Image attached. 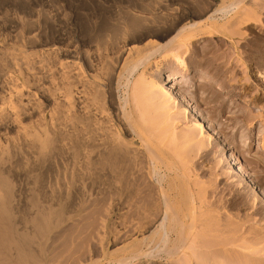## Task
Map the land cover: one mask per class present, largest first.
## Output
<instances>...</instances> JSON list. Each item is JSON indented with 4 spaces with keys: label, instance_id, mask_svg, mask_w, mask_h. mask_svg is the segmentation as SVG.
<instances>
[{
    "label": "bare ground",
    "instance_id": "6f19581e",
    "mask_svg": "<svg viewBox=\"0 0 264 264\" xmlns=\"http://www.w3.org/2000/svg\"><path fill=\"white\" fill-rule=\"evenodd\" d=\"M117 1L119 2V0H117ZM117 1H115L114 4ZM146 1L148 2V0H146ZM152 1H155V0H152ZM156 1H155V3L151 2L150 4L149 3L144 4L145 2L143 0H140V1H138V0H122L120 2L119 6L115 7L116 12H118V14L116 15L117 19H114V20L111 19L110 20V18H109L110 21L108 19H106L108 16H105V14L104 15L102 14L100 21H96L99 19H96L94 21V19L97 17L95 15V12L97 14V11L101 10L102 12L108 14L109 11H111V7H110L111 5L108 3V1H107L108 6L106 5V3L103 4L102 2L97 3L94 1H85L84 3H81L80 5L77 4V5H79V7H78L79 10H75V11L73 10V12L71 14L68 13V15L70 14L69 16L66 14L68 17V23H66V24L69 25V28L67 27L69 29V31L67 30L68 33L66 32L68 34V39H69L68 41L69 42H66V43H68L72 47H74L75 50H77L76 47L78 45H80L77 43L78 45L76 46V44H75L76 43V38H75L76 35L74 36V29L76 26L79 27V30H80L79 35H81L83 37V40H80V41H82V43L80 45V52L81 53H79V51L76 52L74 50V52L71 53V55H70V57H72V58H76L75 56H78L76 59L80 62L75 63L73 61V63H71V64H74V65H72L74 67H76L77 64H79L78 65L79 68H78V66L76 67V68H78L77 74L74 71V69H75L74 67L71 66L73 68L72 69L70 66H68V67H70L69 69H72V71H69L68 69H66L67 67H65L67 65H71L70 62H72V61H70L69 64H67L66 61L61 62V63H63V66H62V64H61V66L58 65L60 68L62 67L61 69L63 70L62 73L60 72L61 75L57 73L58 75H60V76H58V78L63 76L64 79L68 81V83H66V84L69 85V86H67L69 89L67 88V89H65V91L68 90V95L66 98H69L68 99L69 103L67 102L68 104L67 103H66L67 105L65 104L67 107L65 105H63V108H65V107L68 108L66 111H65V109L63 110V108L59 109L57 107L58 105L60 107V104L62 106L63 102H65L63 99H66V98L62 99V97H65L64 95L67 94V91L65 94V92L63 90L64 95L63 96L60 95L61 97H59L63 100V102H61V100L59 103L55 101L57 104L56 105L54 104V107H52V108L57 107L58 109L55 108L57 110V112H58V110L59 111L63 110L64 114L66 112H68L66 115L67 118H66V116L63 118L65 120L67 119L66 120L67 125L65 124V120H62L64 122H62L60 120V117L58 115L59 112L56 113V111H55V116H56V114L58 115V118H59L58 120H60L59 123L62 122L64 125L69 127L70 131L67 129L69 131V134L67 133V131L65 132L66 135L68 134L67 139L70 142V144L68 143L69 145L77 144L75 142H76V138L78 136L77 134H79V133H80V135H82V134L85 135V133H87V134H93L94 133L93 134L94 136H92V137L98 138L100 143H95V141L92 140L91 135H90V137H91L90 140L87 139L85 143L84 142L81 143L83 145L85 144L84 145L85 148H83V150H82V145L81 146L79 145L80 146L79 148H81V150L79 152L77 151L78 150L77 149L76 150L77 152L69 154V155H72V158L74 160H77V163L81 160V162H79L80 167L77 170V171H79L78 173H80V174H78L76 171V174L74 173L75 175L72 174L71 176H67L66 179L63 181V184L62 183H61V185L59 184L60 187H57V185H55L53 183L54 186H56V187L52 188V185L49 186L52 189V191L49 189L50 190L49 193H48L49 190L48 191H47V189L45 190L44 187H43V189L45 192L43 190H42V192H40L41 190L39 189L40 190L39 192L42 196L38 197V198H33L29 205H26V203H25L26 200L24 198H22L25 200V201L23 200L24 202L22 201L25 204V206H24V208H23V206L22 207L19 206L21 209H20V215L18 214V216H16V212H17L16 204H19L20 200L18 201L17 197H20V194H19V196L17 195L16 192L17 191L19 192V190H17L14 187V184H17V183H15L14 181H11V178L14 179L13 177L15 174L13 176L11 175L12 176L11 178H10V176L7 175L11 171V167L7 166V164H8V161H11V157L13 158V156H11V154L12 153H14L13 155L17 154L16 150L19 152L18 155H21L22 153H21V151H19V149H16L17 148L16 147L15 149L13 148L15 152H11V150H10V156H9L10 158L9 157L6 158V156H4L5 153H3V152H5V148H3L4 151H3V149L0 150V152L2 151L0 154V264H73L74 261H76L79 264H84L82 262L83 259L82 260H78V259H80V257L83 255V253L85 251V250L83 251V249H85L86 244H88V242H89V245H90L91 241L93 242L94 238H95L94 243H96L97 240H98V242H100V244H101L100 246H102L101 247L102 253L101 254H99V253L95 254L96 248H94V249L91 248V252L93 255L91 254L92 255V257H91L87 254L88 257H90V259H89L90 263L85 262V264H134L137 262H138L137 264H152V263H150L151 262L150 260L154 261L155 259L165 260L169 264H241L242 263L241 261L243 259H246V260L249 259L248 261H250V262L252 261L251 263L247 262L248 264H261V262L263 264V261L261 260L262 258L260 259V261H257L258 258L256 256L259 257L258 254L260 252L257 250V249H259L258 246H256L258 243L256 242V244H254V241H256V237H257V239H259L258 242L259 243L261 242L260 241L261 235L256 234L255 236H253L255 238L252 239V243L250 244L251 246H253V244L256 246V248L254 246H253L254 248L251 247V250H252V248L254 249L253 252L256 250L257 255L255 253V256H254V254H252L253 252L249 253V251H248V253L250 255L252 254V256H254V257H251V256L247 255L246 253H243L242 251L244 249H247L248 246L247 247L240 246V245H242L241 240L245 241V237L242 238L244 235L241 234L242 235V237L240 236L241 238L235 236L237 231H240L239 233H237V236H239L240 233H242L243 231H241L242 227L240 228V226H241L240 223L239 224H238V222L235 223V221L232 222L233 220L230 221L231 215L229 214L230 215V217H229L228 213H230V211L228 209L233 207V206L228 205L229 200H228V202L225 201V199H224L225 193L219 192V193H216L217 196H214V193L216 191L215 192L209 191L208 190V189H210L209 187L206 188V187H204V185H202V187H198L197 185L201 186L200 184H202L201 183L202 181H199L200 183H197V185H196V183H194V181L198 182V179L196 180L197 177L192 178L194 180L192 183L190 173L194 169L192 168V170H191L190 168H188L189 164L188 165L186 164L188 167H186V165H184L185 161H186L185 163H189L190 160H192L194 157L197 158L198 152L200 149L203 148V150H204V148L209 149L212 147L213 141H216V137H215V135H216L215 131L216 130H214L212 128V126H210L211 124L208 126L205 125L206 121H205L204 116L200 115L198 110L197 111L194 110L195 106L193 107L191 105V103H189V101L186 100V98H185L186 92L185 91H184L185 92L184 94L176 93L177 87L175 88V85L173 84L176 81H178V79H179L176 74L170 75L168 77L169 81L166 84H164L165 79H164V82L161 81V79H160L162 76L161 71L159 72L158 78H154L155 75L158 74V70L156 71L157 74L152 75L153 78H150L148 75V72L151 69L150 68L151 65H155L154 68L157 67L159 69V67L161 68L160 64H162L161 63L162 59H165L168 61L169 57H170L169 62L171 60H174V62L175 61L181 62L182 67L186 66L185 65L186 63H184L181 60V59H183L181 57L184 56V54H182V53L188 52L189 48L191 47V42L193 41V39L197 35L196 33L199 31L200 32L204 31L206 28L204 30L202 28L205 26L207 27L208 24L215 27L214 26L215 23H217L219 21L221 22V20L222 21L227 20L229 17H232V15H234L233 17H235L234 19H236V20H233V17H232V19H229V20H231V22L237 21L236 23L238 25H240L241 27H245L246 29H251L253 27V25L262 22L261 21L262 16L260 19L259 14L260 13L262 14L261 9L263 7H261V6L259 7L257 5L258 9L261 8L260 13H259V11L256 7L257 2H256V4L254 2L256 0H253V2L251 0H233V1H231L230 4L228 3L229 5L227 4L225 6L223 5L222 7L220 6L221 8L216 9L213 13H211V15H209L207 17V19H204V21L198 18L199 21L201 20L200 22L189 23L187 21L189 18L187 17L186 14H182V13L177 12L176 11L177 9L175 8L176 9L175 10L174 7H173V9H172V7L169 8L170 4H168V6H169L168 7L166 5L161 4L159 1L158 2H156ZM160 1H163V0H160ZM170 1L172 3H174V1L177 2L176 0H170ZM1 2H2V0H1ZM110 2H111V0H110ZM165 2H167V0ZM181 2L182 1H180L179 3H181ZM4 3L6 4L5 1H4ZM23 3H24V5L26 4L25 2H23ZM18 4H16V8H17ZM0 5H1V3H0ZM3 5H1V6H3ZM11 5H13V4H11ZM11 5L9 3L8 6H10L14 9V7H13L14 5L13 6H11ZM21 5H23V4H21ZM28 6H30V5H28ZM28 6L26 5V7H28ZM36 6L39 7L37 9H40L39 4ZM36 6L34 5L33 8L36 9ZM70 7H72V6H70ZM4 8L5 7H3L2 11H4ZM29 8L31 9V7H29ZM7 10H5V12H7ZM71 10H69V12ZM2 11L0 10L1 13H2ZM12 11L14 13L15 9ZM12 11L10 10V12H12ZM16 11L18 12L19 9L18 10L16 9ZM21 11H24V10L21 9ZM38 11H37V14L39 13ZM77 11H80L81 13H77ZM8 12H9V10H8ZM25 12H26V10H25ZM44 12H45V15L48 14L46 12V10L43 11V13ZM205 13L203 12V14H202V12H201L202 15H204ZM18 14H16V15H18ZM34 14H35V11H34ZM57 14H55L54 16H56ZM23 15L29 16V14H23ZM23 15H20V17H19V15L16 16L17 19L15 17V20L20 19L21 16H23ZM98 15H99V13H98ZM100 16H101V14H100ZM0 17H2V16H0ZM4 17L5 16H3V18ZM30 17L31 16H29L28 20L30 19ZM49 17H50V15H49ZM8 18H10V17H8ZM46 18H48V17L44 16L43 20ZM50 18H48V20ZM55 18L51 19V21L53 23L55 22L54 21ZM60 18H59V20L61 21L63 19V16H62V19H60ZM64 18H66V17H64ZM5 19L6 18H4V20ZM10 19H8V20L10 21ZM23 19H25V18L23 17ZM31 19H33V18H31ZM11 20H13V19H11ZM59 20H57V22ZM30 21L31 20H29L27 22L29 24H31L32 27H35L36 24H38V26H39V23H36L38 20L36 22L33 20H32L33 22H30ZM63 21L64 20H62V22ZM114 21H115V23H114ZM186 21L188 23H186ZM1 22H3V21H1ZM15 22H17V21H15ZM18 22L20 23L19 25L22 24L21 23L22 21L19 20ZM34 22H35V25H34ZM228 22L229 21L227 20V24L231 23V22H229V23ZM7 23L9 24L10 22H7ZM7 23H4V24H7ZM11 23H12V21H11ZM225 23H226V21L224 22V24ZM45 24L47 25L48 23H46V21H45ZM50 24H52V23L50 22ZM56 24L57 23H55V25ZM1 25H3V24H1ZM15 25L17 26L16 23H15ZM22 25H24V24H22ZM22 25H21V28L23 27ZM46 25L44 26L43 30H45L46 28H49L48 26L46 27ZM218 25H219V23H218ZM9 26H10V28H12L11 24ZM27 26L29 27V25L27 24L25 28H27ZM208 27H210V26H208ZM213 27H212V29L218 28V26L216 28H213ZM1 28H2V26H1ZM14 28H12V29H14ZM25 28H24V31H25ZM36 28H37V26H36ZM40 28L41 27L39 26L38 31L41 30ZM219 28H220V25H219ZM7 29H8V27H7ZM210 29H211V27H210ZM2 30L6 31L4 29H2ZM17 30H19V29H17ZM20 30H22V29H20ZM31 30H32V28H31ZM50 30L49 31L52 32V29H50ZM7 31L9 32V29ZM10 31L12 32L13 30H10ZM11 32H9V33H11ZM13 32H16V31H13ZM21 32L18 31V34L23 35L24 33H26V32H24V33L20 34ZM37 32H35L34 34H36ZM54 32H55V30H54ZM15 34H17V33H15ZM30 34H29V36H30ZM34 34H32L31 37H27L28 42H27L26 37H23L25 34L23 36H20V37L21 38L23 37V39H25L26 42L29 43V45L27 43L26 44L28 46H30V44H32V45L35 43L37 44L38 39L36 38V35H34ZM40 34H41V32H40ZM205 34L202 36H205ZM207 34H209V33H207ZM245 34L246 33H244V35ZM7 35H8V33H7ZM211 35H213V33L212 34L210 33V36ZM12 36L14 38V35H12ZM37 36H39V35H37ZM41 36L43 37V35H41ZM47 36H48V34H47ZM198 36L199 35H197V37ZM207 36H209V35H207ZM6 37L8 38V36H6ZM17 37L19 39V36H17ZM46 37L43 39H46ZM55 37L57 38V36H55ZM48 38H50V37L48 36ZM10 39L11 38H8L9 41H10ZM23 39H21V40L25 41ZM40 39H41V37H40ZM15 40L18 41L17 38ZM12 41L13 40H11V43H12ZM20 41H18L20 43V44L19 43L18 44L20 46H21V44H23L21 47L27 46L26 44L24 45L25 42L21 43ZM41 41H42V39H41ZM53 41H56V39ZM60 41L62 42V40H60ZM45 42H47V40ZM77 42H79V41H77ZM144 42H146L144 44V46L143 45L140 46ZM38 44H40V43L38 42ZM68 44H67V46H68ZM74 44L76 47L74 46ZM41 45H42V43H41ZM50 45H52V43H49V47H50ZM54 45H56V44H53V46ZM70 45L68 47H70ZM37 46H39V45H37ZM13 47L14 46H12V48ZM21 47H19V50L20 49L23 50ZM31 47H33V46H31ZM57 47H59V46L57 45ZM57 47H54V49H57L61 52L62 51V50H60L61 47H59V48H57ZM27 48H26V51L28 50ZM35 48H37V47L35 46ZM44 48H43V50H44ZM3 49H5V48L3 47ZM54 49L53 50L51 49V52L53 51V53H55ZM67 49L68 48H66V51H67ZM70 49H69V51H71ZM5 50L8 51V49H5ZM10 50L13 51L12 49H10ZM40 50H42V49H40ZM0 51H1V49H0ZM31 51H29V52H31ZM35 51H36V49H35ZM39 51H36V52L39 53ZM44 51H43V53L45 54L46 52H44ZM14 52L16 53L17 51H14ZM36 52L30 53V54L33 55ZM40 53H39V55L41 56L43 53H41V54ZM2 54H5L4 51H3V53H1L0 57L2 56ZM7 54H9V52H7L6 55ZM20 54L17 55V57L19 59H20V56H22L23 54H24V56H22V57H24V59H26V60H28V58L31 57V56H29L30 54H28V58H27L25 56L24 52H23V54L22 53H20ZM44 54L42 56H46L48 54L50 55L51 53L48 52V54L47 53L45 55ZM56 54H58V56L57 55H55V56L59 57V59L62 58L59 55L60 54L59 52ZM64 54H65V52H64ZM10 55H12L11 52L9 55H7L6 57L4 56L3 58H6V59H7V57L12 58L13 55H12V57H9ZM36 55H37V53L35 54V56ZM39 55L36 57L40 58ZM181 55H183V56H181ZM52 56H53V54H52ZM49 57H48V59H50V58L52 59V57H50V58ZM70 57L68 58L69 60H70ZM3 58L2 57L0 58V79H2L4 77L3 76L1 78L2 72L4 69V68H2L4 66ZM33 58H35V57H32V61L33 60L34 61L39 60L38 58L37 59L36 58L33 59ZM53 58L56 61H58V63L54 62L55 65L60 64L59 63L60 61L58 60V58L57 59L55 57H53ZM65 58H67L66 54H65ZM24 59L21 58L20 60H18V59H16V60L14 59V60H15V62L16 61L22 62L21 60H23L22 64H24L26 62ZM42 59H44L45 61L48 60L47 57H46V59L44 57H42ZM54 59H52V62L54 61ZM69 60H67V61H69ZM9 61H8V63L11 62V61L10 62ZM61 61H64V60L61 59ZM5 62H6V60H5ZM29 62H31V61H28L26 64H28ZM43 62L41 61V63H39L37 61L35 63H39V64H41L40 66H42L45 63V62L44 63ZM48 62L49 61H46L45 67L43 65V67L45 69L47 67L46 71H49V69L52 70V67L48 64ZM54 63H53V65H54ZM14 64L12 66L15 68L17 66V64L16 63H14ZM22 64H19V66H17V68L20 67V65H22ZM64 64H67V65L64 66ZM28 65L24 64L22 67L28 66ZM179 65H180V63H179ZM7 66H9V65H7ZM12 66H9V67H11L10 69L13 68ZM34 66H35V64H33L32 68H34ZM48 66H50V67H48ZM55 67H57V65ZM25 68L26 67H24V69ZM38 68L39 67L37 66L36 69L38 70ZM40 68L42 69V67H40ZM40 68H39V70H40ZM63 68H65L69 72H72V73L74 72L75 75L70 74V73L68 75V72H67V74L65 73V75H64L63 73H64L65 69H63ZM45 69H44V71H45ZM16 70L19 71L20 69L18 68ZM21 70H22V68H21ZM25 70H27V68ZM34 70L28 69V71H26V72L28 73L30 71L29 72L30 74L32 72L35 73ZM37 70H36V72H37ZM118 70L120 71L119 73H118ZM13 71H14V73H12ZM13 71L8 73L11 78H15V77H12V75L16 74L15 72H17V71H15V69ZM53 71H52V74L49 75L51 77L50 79L54 78L53 76H51V75H54L53 73H55V71L54 72ZM11 73H12V75H11ZM40 73H39V75H41ZM151 73H154L153 70H152V72H150V75H151ZM19 74H20V72H19ZM37 75H35V77ZM56 75L54 78L55 81L58 80ZM6 76H8V75H6ZM6 76H5V78H6ZM22 77H23V75H22ZM24 77H26V79H28V81H29L28 76L24 75ZM24 77H23V79H24ZM35 77L33 76L32 80H30L29 82L34 83L35 79L37 78V77L36 78ZM63 77L60 79L63 80ZM67 77L70 79V81ZM11 78L9 81L13 82V79L11 80ZM40 78H39V80H40ZM44 78H41L40 82L45 80ZM16 79L17 78H15V80H14L15 82L17 81L16 85H18V86L21 85L18 83L19 82L18 79L17 80ZM26 79H25L24 83H27L28 85H24V86L29 87V85H31V84H29ZM33 79H34V81H33ZM54 79L52 81H54ZM117 79H118L119 87L124 88V91H125L124 92L125 97L121 98L123 100L120 99L122 101V102L121 101L120 102H121V107H122L123 115H124V117L123 116L122 117L125 120L124 123H127V125L133 130L132 133H135L137 135V137L139 138V140L141 141L140 145L142 146L141 148L143 149L141 154L142 155L144 154L143 156L139 155L136 152H134L133 150H131L130 149L131 145L129 146L124 142L129 147V148H127L124 143L122 144L121 140H123L122 139V138H124L123 136H122V138L121 137L117 138V140L121 139L120 140L121 142L114 141L113 135L110 132L112 130L109 131L107 129V128H110L109 127L110 125H108V127L106 126L107 121L110 122L109 118L111 116L109 118L107 117L108 119L102 118L104 112H106V110L108 111L107 107L105 106L106 104H104V102H105L104 100L105 99L107 100V98H105L106 97L105 96L106 95V89H108L107 93H109L110 98H111V103H112V101L114 100L113 99L114 98L113 86H114V83ZM39 80L37 78V81H39ZM65 80L63 82H67ZM0 81L2 83V80H0ZM45 81L48 82V80H45ZM45 81H43V82H45ZM59 82H61V81L59 80ZM59 82L56 81L53 83V85L55 83H57L59 85ZM63 82L59 86H55V87H58L59 89H61L60 86L63 84ZM7 83H9V82L7 81ZM11 83H9V86L11 85ZM38 83H37V85L35 83V85L37 87L41 86V84L38 85ZM204 84H203V86H206ZM6 85L8 88V84H6ZM16 85L13 87L14 89L16 88ZM35 85L33 86V84H32L31 86L33 88H35ZM42 85H44V84L42 83ZM0 86H2V84ZM22 86H20V90L22 88L25 90L28 88V87L24 88V86L23 87ZM45 86H46V84H45ZM208 86H209V84H208ZM2 87H4V86H2ZM42 87L39 90L40 92H41ZM47 87H49L48 84H47ZM63 87L66 88V86H62V89H63ZM7 88L5 87L4 90H7ZM51 88H53V87H51ZM58 88H56V90H58ZM114 88H115V86H114ZM1 89H3V88H1ZM14 89L12 90L10 88V91H8L9 89L7 90L8 92L2 90V94L7 93L6 97L10 94V96L12 98L13 95L10 92H13ZM16 89H15V91H18L19 88H16ZM36 89L38 90V88H36ZM36 89H35V91H36ZM43 89H44V92H46L45 91L46 88H43ZM118 89L116 88V93H117ZM20 90L17 93L24 96V94H22L23 90L21 92H20ZM31 90H33V89H31ZM224 90L222 88V91H224ZM75 91H77L76 94H80V96L78 95L79 98H81L80 104H78L79 103L78 99H77L78 101L75 100V97H76ZM44 92L43 93L41 92V93L44 94ZM49 92L50 91L48 90V92H46V93L48 94ZM52 92L53 91H51V93ZM59 92L60 91L58 90L57 94ZM118 92H120V91H118ZM122 92H123V90H122ZM122 92H120V93H122ZM17 93L15 94V98H13L12 100H9L10 102H12L14 99H16ZM23 93H25V91ZM29 93H31V91H29ZM223 93H225V92H223ZM19 94H18V96H19ZM54 94L55 93L53 92V95ZM60 94H63L62 90H61ZM139 94H142L143 97L146 96L148 101L151 103L145 102V104H144V101H143L144 99L142 100L143 97H141ZM27 95H28V93L25 94V96H27ZM34 95L31 94V96H34ZM39 95H41V94H39ZM136 95H138L139 97ZM3 96L5 97V95H3ZM25 96H24V99L26 98ZM55 96H56V94H55ZM58 96H59V94H58ZM133 96H135V97H133ZM0 97H1V94H0ZM120 97H122V96H120ZM132 97L135 98V101H136V99H138L140 103L138 102L139 104H136V102L134 101V99ZM220 97H222V96H220ZM1 98L2 99H0V101L2 102L3 97H1ZM11 98L8 97V99H11ZM27 98H28V96H27ZM30 98H32V99L29 100V98H28L29 101H27V103H26L28 105L29 104L28 102H30L29 106H31V105L33 106V104L36 103L37 101L41 102V98H38L37 101L35 100L36 102L32 101L33 97H30ZM34 98H35V96H34ZM54 98H52V99L53 100L57 99V98H55V99ZM139 98H141V99H139ZM49 99L50 98H48L47 100L49 101ZM219 99H221V98H219ZM17 100L20 101V98ZM132 100L134 102H132ZM21 101H23L22 105H21L22 107L19 106L21 104L20 102H19L20 103L19 105H18V103L16 104L17 106L20 107V110H21L20 114L18 113L19 107H17L15 104H13L14 101L10 104V108L14 105H15V109L17 108V111H15V112H16V114L18 113L19 118H17V115H14V116H16L15 118L19 119L20 121L25 120V117H24V119H22L23 116H20L21 113L23 112L22 111L23 109H21V108H23L24 107L23 104H25V102L22 98H21ZM31 101L33 102V104L31 103ZM141 101H143V102H141ZM1 102H0V104H1ZM6 102L7 101L5 99V103ZM40 102L36 103V105H38V104L40 105V108H41V106L47 104V103L45 104L44 101H43L44 103L43 102L40 103ZM2 103H4V101ZM5 103H4V105L8 104V102H7V104H5ZM146 103H147V107L143 108L144 105L146 106ZM223 103H220V104H223ZM134 104H136L135 106L138 105L137 107H139V105H140V109L141 108L142 109L141 110L139 109L140 111L138 110L137 107H136V109H137V111L144 113L145 118H146L145 111L148 114V110H143V109L149 108V110H150L151 108L149 106L152 105L151 106L152 107L151 114L147 115V117H149V118L151 117V119L146 120V121H147V123H148V121H150L152 124L151 126H153V128H155L154 126L159 125V126L164 127L163 131H166L165 130L166 125H164V124H166V123L168 124V122H169L168 120L172 119V120H176L173 122H180L181 123V120L185 119V118H183L184 114H186L187 112L189 115L192 114L191 117H193L194 122L192 121L193 123L191 125V128L190 127L188 128L187 125H186L187 128L184 127L185 130L187 129V131H185L184 133H182L183 132L182 130L176 129L177 127L175 126L176 127L175 129L178 130L179 133L181 132L183 134V136L181 137V133H180V138H178L177 141H172V143L170 142V143H166L164 145L161 144L160 146H158V145L154 144L155 143L154 141L151 140L152 141L151 142L150 139H148L145 136L144 132L146 130H144L141 126H138L139 128L134 127L137 122L143 121V120L138 121V119L140 120L141 118L137 116V114L135 113L134 110H131V106ZM2 105L3 104H1V107H2ZM113 105H114V103H113ZM38 106H36L37 108H35V110L40 109V108H38ZM79 106L82 108L80 110V112L82 110L84 111V113L85 112L87 113V111H89V110H90V112L92 110L96 111L94 113L99 114L98 116L100 119L97 122L93 123L94 121L91 120V118L88 119L89 116L88 117L86 116V115H89L90 112H88V114H85V115L82 112V114H83L82 116L84 118L86 116L85 120L82 117H78L79 114L76 117V115L79 111L76 113L75 108L76 107L79 108ZM116 106H117V104H116ZM3 107H5V106H3ZM3 107L0 108V115H2V110H4L5 108L7 110V107H5V108H3ZM113 107H115V106H113ZM27 108H26V110H27ZM15 109L13 108L12 110H15ZM24 109H25V107H24ZM41 109L40 110L43 111L42 113L45 114L44 109L43 108H41ZM120 109H118V110L120 111ZM6 110H4L5 113H7ZM28 110H29V108H28ZM40 110H38L36 112L40 114ZM130 110L133 112L134 116H136L137 121H134V119L136 120V118H134V119H132L133 122H131L130 118H132L131 117L132 112ZM8 111H10V110H8ZM53 111L54 110H52V113L54 115ZM24 112H25V110H24ZM36 112H34V113L32 111L30 112V114L31 113L33 114L32 117H34V114ZM116 112H113V114ZM181 112L182 113L185 112V113L181 114ZM111 113H110V115H111ZM118 113H117L118 116L121 115V113H119V114ZM27 114H29V113L26 112V114L24 113L23 115L26 116ZM60 114L62 116H64L62 114V112ZM91 114H92L91 116H93V113H91ZM97 114L94 117L95 120L98 119ZM113 114H112V116H114ZM7 115H9V114H7ZM11 115L13 117V114H11ZM11 115L9 116V118L11 117ZM40 115L42 116L43 114H40ZM40 115H39V117L37 115L36 116L40 119L41 118ZM106 115L109 116L108 113H106ZM141 115H139V116H141ZM4 116L6 117V115H4ZM129 116H130V118H129ZM144 116L142 117V119L144 118ZM28 117H29L28 119H30L31 116L29 115ZM104 117H106V116H104ZM114 117H116V116H114ZM114 117H113V120H114ZM38 118H37V120H38ZM123 118H121V119H123ZM152 118H153V120H152ZM3 119L4 118H2L1 122L3 121ZM12 119H13V121L15 120L14 118H12ZM32 119H30V120L32 121ZM42 119H44V118L42 117ZM118 119H120V117H118ZM186 119H188V118L186 117ZM5 120L6 119H4L3 122L7 123L8 121L11 120V118L8 121L7 120L5 121ZM37 120L34 124L35 126H33L34 122L30 123L35 128H37L36 125H38ZM56 120H57V117H56V119H54V121H56ZM115 120H116V122L118 121L117 118H115ZM152 121H153V123H152ZM185 121H186L185 123L187 124L188 120H185ZM236 121L238 122V119ZM239 121L241 122V120H239ZM10 122H9V124H10ZM173 122H171V123H173ZM23 123H24V121H23ZM40 123H42V125H43L44 124L43 120L40 119ZM59 123L57 122V127H59L58 126ZM62 123H61V125H62ZM96 123L98 126L96 125ZM142 123H143L142 124V126H143L145 123L144 122H142ZM13 124H17V125L21 126L20 125L21 122H20V124H18V121L16 123H13ZM24 124H22V126ZM109 124H111V126H112V122ZM120 124H122V121ZM42 125H40V126H42ZM44 125H43V127H44ZM48 125H49V129H50L51 125L50 124H48ZM48 125L46 123V126H48ZM52 125L55 126L54 124H52ZM177 125H179V123ZM188 125H190V123H188ZM169 126H168V128H169ZM23 127H24V129H26L27 124H25V126H23ZM95 127H97V128H95ZM147 127L150 131V125L146 126L145 129ZM220 127H219V129H221L220 133H218L217 135H219V134L223 135L224 131L226 129L225 126H222L221 128ZM111 128L114 129L113 126ZM135 128L136 129L138 128V131ZM141 128L144 131L142 133H140ZM178 128H180V127H178ZM184 128H183V130H184ZM24 129H23L24 133H25V131L30 130L29 127L26 130H24ZM39 129L41 130L40 127H39ZM39 129H37V130H39ZM129 129H128V131H129ZM158 129L155 128V131ZM219 129H217V130H219ZM20 130H21V127H20ZM49 131H50V133H52L54 135V133L51 132V130H48V132ZM151 131H153V129H151ZM159 131L161 132V130H159ZM32 132H34V131H32ZM156 132H158V131H156ZM29 133L31 134L30 131H29ZM29 133L28 132L25 133L26 137H24L25 138L24 140L22 139L24 141V143H25L26 139L29 140V138L31 139L33 137H34L33 140L35 141V137H36V135H38L36 132L35 136H34V133H32L31 137H28V136H30ZM179 133H176V134L178 135ZM146 134H148V133H146ZM150 134H151V136L154 135L152 133H150ZM165 134H167V133H165ZM258 134H259L258 136H260V137H258L259 138V140H258L259 144L258 145L260 146L259 148H261L264 152V131H260V133H258ZM22 136H24V134ZM42 136L45 137L43 132H41L40 137H42ZM56 136H58V135H56ZM63 136L65 137V134H63L62 137ZM115 136H114V138H115ZM154 136H152V137H154V140H155L157 135H154ZM160 136L162 137L163 135L160 134ZM49 137H51V135ZM59 137L58 138L61 140L62 139L61 136H59ZM161 137H160V140L158 138V140H159L158 142H160V143H161V139H162ZM37 138H38V136H37ZM203 138H207L206 142L203 141ZM18 140H16V141H18ZM28 140H27V142H28ZM55 140H57V138ZM55 140L53 138V141H55ZM163 140H164V138H163ZM11 141L12 140H10V142ZM16 141H14V142L16 143ZM23 141H22V143H23ZM34 141H30V143L31 142L33 143ZM37 141L40 142L41 139L39 138ZM37 141H35V142L37 143ZM164 142H166V141L164 140ZM11 143H13V142H11ZM15 143H13V144H15ZM24 143L21 145L25 146L27 144V143L26 144H24ZM36 143H34V144H36ZM13 144H11L10 149H12V147L14 146ZM34 144H32V145H34ZM43 144H44V141H43ZM68 144H67V146H68ZM38 145L39 144H36L35 146L39 147ZM0 146L3 147L2 145H0ZM16 146H18V145H16ZM27 146H29V145H27ZM27 146L25 147V149L27 148V150H28ZM51 146L52 145L49 141V143H47V145L44 144V146H42V148L39 147L40 148V153H39L40 163H38V164H42L41 166H43L45 160H47V162H49L53 158L55 159V157L61 156V155H59V156L55 155V157L53 156L51 159L50 158L52 156V154H51L50 157L47 155L45 157L46 152L48 150L49 151L51 150ZM56 146L58 147V144ZM56 146H52V148L53 147L56 148ZM77 146H78V144H77ZM9 147L10 146H8V148ZM18 147H20V146H18ZM60 148H57V149L59 150ZM131 148H134V146ZM208 149H206V150L208 151ZM218 149L223 154L221 161H219V164L221 165L220 166L221 167L220 172L221 171L223 172L224 169H226L225 167L227 165L234 167V169L237 168L238 170H236V171L234 170L235 178H231V180H233L234 182L242 183L243 187L244 186L250 187V186H248V184H249L248 182H251L250 180H248L250 178L248 177V175H246L245 171L238 164L232 163L233 161L230 159L229 155L226 153V147L223 145L222 141L218 142ZM54 150H56V149H54ZM206 150H205V152H206ZM28 151H30V149ZM34 151H36V150H33L31 152H27L28 153L27 155L32 157L33 155H30V154L31 153L34 154L35 153ZM57 151H56V153H57ZM68 152H67V154H68ZM71 152H73V151L71 150ZM8 153L9 152H7V154ZM25 153L26 152H23L24 155H26ZM52 153H54V152H52ZM58 153L61 154L60 151ZM77 153H79V154H77ZM140 156H142V158ZM16 157L19 158L20 156H16ZM21 157L23 159H25L24 158L25 156L21 155ZM22 158L20 160H23ZM46 158H50V160L46 159ZM26 159L22 162L20 161L21 164L22 163L24 164V162H27ZM30 161H32V159ZM33 161L36 163L35 158H33ZM37 161H39V160H37ZM56 161H54V162H56ZM69 161L72 162L71 160H69ZM11 162H12V164H14L13 161H11ZM34 162H33V165L37 167L38 164L36 163L37 165H35ZM47 162L45 164L46 165L49 164L48 167L51 166V164L53 163V162H51V164H50V162H49L47 164ZM67 162L68 161H66V163ZM16 163H15V165H18ZM142 163L143 164L147 163L148 165H150L152 171L150 170V173H148L145 171L146 169L141 170L144 168V165H142ZM31 164L27 163L28 167ZM25 165H26V163H25ZM25 165H21V166H25ZM46 165H45V167H46ZM52 165L54 167V163ZM67 165H69V162L66 164V169L68 168L67 170L69 171L70 166L67 167ZM70 165L72 168V166L75 164L73 162V164L70 163ZM141 165L143 166V168L139 169V167ZM31 166L29 168V172H30ZM61 166L64 167V165H61ZM78 166H76V167H78ZM53 167L51 166L48 169V171H50V169ZM145 167L147 168V166H145ZM12 168H14V167H12ZM18 168H19V165H18ZM23 168L24 167H22V169ZM24 169H27V166ZM37 169H39V168H37ZM58 169H59V167H58ZM58 169H57V171H58ZM63 169H59V172L60 171L62 172ZM188 169H189V171L190 170L191 171L189 172ZM228 169H231V168L229 167ZM39 170L41 171L42 169H39ZM45 170H47V167L43 171H45ZM22 171H24V170H22ZM52 171H54V170L52 169ZM64 171H63V173H65ZM140 171H144L145 173L142 172V174H140L139 173ZM20 172H21V170H20ZM13 173H15V172L13 171ZM70 173H72V172H70ZM70 173L68 172V174H70ZM221 173H219V175H215V176L221 177V175H222ZM43 174H44V172H43ZM48 174H52V172L51 173L48 172ZM19 175L20 174H18V176ZM34 175H36V174H34ZM34 175L31 178H33L34 180H37L39 177L38 178L34 177ZM52 175H54V179H58V177H59L56 174L57 177L55 178V173ZM229 175H230V173H229ZM48 176H50V175H48ZM61 176H63V174ZM61 176L59 177V179L62 181L65 178L64 177L65 174L62 177V179H61ZM23 177H25V176H23ZM224 177H226V175H224ZM42 178L40 177L41 180H38V181L39 182L42 181ZM222 178H223V176H222ZM28 179H30V178H28ZM33 179H31V181ZM59 179H58V181H59ZM34 180H33V182H34ZM43 180H44V178H43ZM220 180H224V179H220ZM18 181H19V179H18ZM48 181H47V183H48ZM32 184H34V183H32ZM19 185L22 186L21 184H19ZM44 185H45V183H44ZM41 186H43V185H41ZM41 186H39V187H41ZM217 187H218V185H217ZM14 188L17 191H15ZM46 188H47V186H46ZM253 189L255 190L254 192H256L257 195H251L252 197L250 196L251 202L252 201H254L253 203L258 202V204L259 205L261 204L260 206H262V203L264 201V192L261 189H259V187H256V184H254ZM21 190L24 191L22 188H21ZM22 191H20V193H23ZM95 196L99 197V199L101 200V204L103 203L101 209H103L104 211H103V216H102L103 218L102 217L101 218L104 219L103 220L104 224H102L103 222L101 221V219H99L100 218L99 216H101V214H99V216H98L99 218L97 217L98 219L96 218L98 221L100 220L99 223L101 225H98L97 222L94 224L88 223L89 219H88L87 215L85 216V213H88V211H90L88 206H87V203L93 202L92 200H93V198H95ZM239 196L241 199L243 198L242 194L241 195L239 194ZM97 201H98V199L96 200V202ZM98 202H100V201H98ZM242 202L246 203V205H247L246 200H245V202H244V200ZM101 204L99 203L98 205H101ZM233 204H231V205H233ZM103 205L105 206L106 209L103 208ZM243 205L245 206V204H243ZM250 207H251V205H250ZM87 208H88V210H87ZM93 208H95V207H93ZM91 209H92V207H91ZM231 209H233V208H231ZM250 209L247 208V210H250ZM214 210H218V214L221 215L220 213H222L224 217L221 215L222 217L217 220L214 217V215L211 213L212 211L214 212ZM260 210H262V207L257 208L256 211H254V212L251 211L250 212L251 214L248 215V218L250 217V219H251V217H255L257 215L259 216ZM97 211H99V210L97 209ZM107 211L108 212L110 211V214H112V213L116 214V217L113 215V217H115L114 222H112V218L110 219L112 223L110 221L109 222L111 224H108L105 222V219L110 216V215L106 214V218H105L104 214L107 213ZM223 211H225V214L223 213ZM91 213H93V212L90 211V214ZM97 215L98 214H96V215L94 214L93 216L96 217ZM227 215H228L229 219L226 217ZM234 216L237 217V214ZM234 216H233V218H234ZM224 218H227V220H229V225H227L226 222H224V221H226V220H224ZM240 218H238V219H240ZM245 218H247L246 214H245ZM96 219H95V221H96ZM238 219H237V221H238ZM69 221L70 222L72 221V224H74V226H75V224H77V226H76L77 230L72 231L70 233L69 230L66 229L67 228V226H66L65 230L62 232H64V234L66 232V234H67V231H68V235L71 234V236H70L71 238H72V235L74 234L73 232L78 233L80 235L78 237H80V239L83 241V243H81V249H78L77 247H79V246H77V243L81 242V241L77 240L78 238L74 234L73 237L75 238L76 241H78V242H75L76 246H77L76 247L77 249H75V251H74L75 243L74 242L71 243V245L73 246V248H72L73 250H71L69 243L65 242V239L62 238L63 237L62 232H60V234H62L60 241H61V239H64L63 240L64 242L60 243V245H58V246L56 245V243L60 242V241H57L59 237L57 238V236H55L56 229L60 225H63L66 222L68 223ZM248 221H251V220H248ZM73 222H75V223H73ZM76 222H78V223H76ZM91 222H92V219H91ZM221 222H223L224 225L225 224L226 225L222 226ZM230 222H231V224H230ZM220 223H221V225H220ZM89 224L90 225H96L97 224L98 226L94 228L93 226H90ZM236 225H238V226L240 225V226L237 229H235ZM70 226H73V225L70 224ZM92 228H94V229L92 230ZM239 228H240V230H238ZM58 229H60V228H58ZM72 230H73V228H72ZM58 232H59V230L56 233H58ZM60 234H59V236H61ZM92 234H93V236H92ZM53 235L55 236L54 242L51 243L49 241L52 240ZM258 235H260V236H258ZM91 236H92V238H91ZM246 237L248 238V235H246ZM250 237L251 236L249 235L250 240L246 238L248 245H249L248 241H251V238H253V237H251V238ZM88 239H90L91 241ZM239 241H240V243H239ZM69 242H70V240H69ZM214 243H216L217 245ZM228 244L229 245L231 244L230 248L233 246L232 249L225 248V247H227ZM234 244H236L237 246H235ZM215 245L222 247V248H217ZM220 245H222V246H220ZM260 245H261V243L259 244V246ZM55 246H57V248L58 247L59 248L57 249ZM119 246H121V247H119ZM239 246H240V249L237 250L239 248ZM111 247H118V248L116 251L113 252L110 250ZM235 247H237V249H235ZM87 248L86 249L88 251H85V252L89 253L90 252L89 247H87ZM241 249H242V251H240ZM69 250H71L72 252L74 251V252L72 254H70L71 253L70 252L69 253L70 255H69L68 254ZM78 250H80V251H78ZM57 251L58 252L60 251V253L55 254ZM98 251H100V250H98V248H97V252ZM118 252H119V254H117ZM66 254H68L69 256H67ZM55 255H58L59 259L57 257H55ZM83 257H86V255L84 254ZM96 257H98V259H96ZM61 259L63 261H61ZM86 259L88 260L87 257H86ZM148 261H150V262H148ZM80 262H82V263H80ZM154 262H157V260ZM161 262L162 261H160V263ZM243 264H246V263H243Z\"/></svg>",
    "mask_w": 264,
    "mask_h": 264
},
{
    "label": "rangeland",
    "instance_id": "374dc122",
    "mask_svg": "<svg viewBox=\"0 0 264 264\" xmlns=\"http://www.w3.org/2000/svg\"><path fill=\"white\" fill-rule=\"evenodd\" d=\"M4 1L6 2V4L4 3ZM49 1V2H48ZM85 1H94V2H99V3H103V4H105L106 3V5L108 6V3L111 5H109L110 7H111V11H109V13L108 14H106V13H104V12H102L101 10H99V11H97V14H96V12H95V15L97 16L95 19H94V21L96 20V19H99V20H96V21H100V18L102 17V14L104 15L105 14V16H108L106 19H108L109 20V18H110V20L112 19V20H114V19H117V17H116V15L118 14V12H116V8L115 7H117V6H119V4H120V2L122 1V0H119V2L117 1V0H111V2H110V0H2V2H1V0H0V3H1V5H3V6H1L0 5V10L2 11L3 10V7H5L4 8V11H2V13L0 12V16H2V17H0V25L1 24H3V25H1L2 26V28H1V26H0V49H1V51H0V55H1V53H3V51H4V53L5 54H2V58L6 55V53L7 52H9V54H10V52H11V54L13 55V57H12V55H10L9 57H12V58H8L7 57V59L6 58H3V61H4V66L2 67V68H4L3 69V72H2V76H1V78L2 79H0V80H2V83H1V81H0V83L2 84V86H4V87H2V86H0V94H1V97H3V100H2V102L4 101V103H5V99H6V101L8 102V104H7V102L5 103V104H7V105H4V103H2L1 101V104H3L2 105V107L3 106H5V107H7V110H6V108L5 107H3V108H5L4 110H6V112L7 113H5V111L4 110H2V115H0V145H2L3 147H1L0 148V150L1 149H3V148H5V152H3V153H5L4 154V156H6V158H8L9 156H10V150H11V152H15L14 151V149L16 148V149H19V151H21V155L22 156H25L24 158L26 159L27 157V162H24V164L22 163L21 164V162L22 161H24L25 159H23L22 157H21V155H18L19 154V152L16 150V155H13L14 153H12L11 154V156H13V158L11 157V161H13V163L14 164H12V162L11 161H8V164H7V166H10L11 167V171L7 174L8 176H10V178L14 175V179H12L11 178V181H14L15 183H17V184H14V187L17 189V190H19V192L15 189V191H17L16 193H17V195L19 196V194H20V197H17V199H18V201H19V204H16V209H17V212H16V216H18V214L20 215V207H22L23 206V208H24V206H25V204L23 203L25 200V203H26V205H29L30 203H31V201H32V199L33 198H38V197H41L42 195L40 194V192H42V190L44 191V189H43V187L45 188V190L47 189V191L50 189L51 191H52V189L49 187V186H51L52 185V188L54 187H56V186H54V184L55 185H57V187H60V185H61V183L63 184V181L66 179V177L67 176H71L72 174L73 175H75L76 174V171L79 169V167H80V163L79 162H81V160L77 163V160H74L73 158H72V155H69V154H71V153H74V152H79L80 150H81V148H79L81 145H82V150H83V148H85L84 147V145L83 144H81V143H85L86 142V140L88 139V140H90V138L92 137V136H94L93 134H87V133H85V135L84 134H82V135H80V133L79 134H77L78 136H77V138H76V142L75 143H77L78 144V146H77V144H71V145H69L70 144V142H69V140L67 139V136H68V134H69V127L68 126H66L67 125V119L65 120V119H63L66 115H67V113L68 112H66L65 114L63 113V110L65 109V111L68 109V108H66L67 106V104L69 103V101H68V99L69 98H66L67 97V95H68V90H66L67 91V94H66V91H65V89H67L68 87L67 86H69L68 84H66V83H68V81L67 80H65L64 79V77H63V80H61L60 78H62V77H60V78H58V76H60L61 75V73L63 72V70L58 66V65H60L61 66V64H62V66H63V63H61V62H65L66 61V63L67 64H69V62L70 61H72V62H70V64L71 63H73V61L75 62V63H78V62H80V61H78L76 58L78 57V56H75L76 58H72V57H70V55H71V53H73L74 52V50H75V48L74 47H72L70 44H68V43H66V42H69L68 40V31H69V25H67L66 23H68V17H67V15H68V13H72L73 12V10L75 11V10H79V5L81 4V3H84ZM107 1H108V3H107ZM115 1H117L115 4H114V2ZM138 1H140V0H138ZM144 2L146 1V0H143ZM156 1V0H155ZM155 1H152V0H148V2L146 1L144 4H146V3H151V2H153V3H155ZM160 2L161 4H163V5H166V6H168V4H170L168 7L169 8H171L172 7V9H173V7H174V9L177 11V12H179V13H182V14H186L187 15V17L189 18L187 21L189 22V23H198V22H200L201 20H203L204 21V19H207V17L209 16V15H211V13H213L216 9H218V8H221L223 5L225 6V5H227L228 3L230 4L231 3V1H233V0H176L177 2H175L174 1V3H172L170 0H167V2H165L166 0H163V1H160V0H157L156 2ZM180 1H182L181 3H179ZM252 2H253V0H251ZM10 3V5L11 4H13V5H11V6H13L14 7V9H15V12L13 13V11L12 10H14L12 7H10V6H8L9 5V3ZM12 2V3H11ZM20 2V3H19ZM23 2H25L26 4L24 5V3ZM44 2V3H43ZM163 2V3H162ZM165 2V3H164ZM185 2V3H184ZM255 2V4H256V2H257V4H256V7H257V5L260 7H263L261 10V12H262V14L260 13V9H258V7H257V9H258V11H259V16H260V19H261V16H262V19H261V23H257V24H255V25H253V27L251 28V29H246L245 27H241L240 25H238L236 22L237 21H232L231 22V20H229V19H232V17L234 16V15H232V17H229L227 20L229 21V22H231V23H229V24H227V20H223L224 22L226 21V23L224 24V22L221 20V22L219 21V22H217V23H215V27H213L212 25H207V27L208 26H210L211 27V29H210V27H203L202 29L204 30L205 28V30L204 31H202V32H197L196 34L197 35H199L198 37H197V35L195 36V38L193 39V41L191 42V47L189 48V50H188V52H183L182 54H184V56L183 55H181V56H183V57H181V58H183V59H181L184 63H186L185 65L186 66H183L182 67V64H181V62H174V60H171L170 62H169V60H170V57H169V60L167 61V60H165V59H162V61H161V63L162 64H160V66H161V68L159 67V69L157 68V67H155L154 68V66L155 65H151V69H150V71L148 72V75H149V77L150 78H153V76L152 75H155V74H157V70H158V74L157 75H155V77L154 78H158V76H159V72L161 71L162 72V76H161V81H163L164 82V79H165V82H164V84H166V83H168V81H169V79H168V77L170 76V75H177V77L179 78L178 79V81H176L175 83H173L174 85H175V88L177 87V90H176V93H179V94H184L185 92V98H186V100H188L189 101V103H191V105L194 107V110H198L199 111V114L200 115H203L204 116V118H205V121H206V124L205 125H210V126H212V128L214 129V130H216L215 132H216V135H215V137H216V141H213V145H212V147L211 148H206V149H208V151L204 148V150H203V148L202 149H200L199 150V152H198V157L196 158V157H194L192 160H190V162L189 163H185L184 162V165H186V167H188V168H190L191 170H192V168L195 170H192V172L190 173V175H191V181H192V183H193V179L192 178H194V177H197L196 178V180L198 179V182L196 181H194V183H196V185H197V183H200L199 181H202L201 183L202 184H200L201 186H199V185H197L198 187H202V185H204V187H206V188H210V189H208L209 191H216L215 193H214V196H217V194L216 193H225L224 194V199H225V201H227L228 202V200H229V203H228V205H230V206H233V207H231V208H233V209H231V208H229L228 210L230 211V213H228V215L230 214L231 215V219H230V221H232V222H234L235 221V223H237L238 222V224L240 223V228L242 227V229H241V231H243L242 233H240V235L239 236H237V233H239L240 231H237V233H236V237H239V238H241L242 237V235H244L242 238H244L245 237V241L243 240H241V244L242 245H240L239 243H240V241H239V245L240 246H244V247H247V249H244L243 251H242V249L240 250V251H242L243 253H246L247 255H249V256H251V257H254L255 256V253H256V250L253 252V248L255 247L256 248V246H258V248L259 249H257L259 252V257L258 256H256L257 258H258V260L257 261H260V259L263 261V264H264V201H263V203H262V206H260L259 204H258V202H256V203H253L254 201H252L251 202V195H257L256 194V192H254L255 190L253 189V187H254V184H256V187H259V189H261L263 192H264V152H263V150L261 149V148H259L260 146L258 145L259 143V138L258 137H260V136H258L259 134L258 133H260V131H264L263 129H264V0H256V1H254ZM262 2V3H261ZM19 3V4H18ZM28 3V4H27ZM36 3V4H35ZM42 3V4H41ZM113 3V4H112ZM187 3V4H186ZM16 4H18L17 5V8H16ZM21 4H23V5H21ZM36 6V5H38L39 4V6H40V9H37V8H39L38 6H36V9H34L33 7H34V5ZM72 4V5H71ZM77 4H79V5H77ZM117 4V5H116ZM173 4V5H172ZM203 4V5H202ZM228 4V5H229ZM22 7H21V6ZM26 5L28 6V5H30V6H28V7H26ZM32 5V6H31ZM63 5V6H62ZM77 5V6H76ZM70 6H72V7H70ZM221 6V7H220ZM9 9H8V8ZM22 10H24V11H21V9ZM25 9H24V8ZM29 7H31V9L29 8ZM28 8V9H27ZM34 10H33V9ZM43 10H42V9ZM69 8V9H68ZM200 8V9H199ZM207 8V9H206ZM9 10V12H10V10L12 11V12H8V10ZM16 9L18 10L19 9V11L17 12L16 11ZM62 9V10H61ZM72 9V10H71ZM114 9V10H113ZM202 9V10H201ZM5 10H7V12L9 13H7V12H5ZM25 10H26V12H25ZM39 10V11H38ZM46 10V12L48 13L47 15H45V12L43 13V11H45ZM66 10V11H65ZM69 10H71L70 12H69ZM205 10V11H204ZM21 11V12H20ZM28 11V12H27ZM34 11H35V14H34ZM37 11L39 12L38 14H37ZM65 11V12H64ZM81 11V10H80ZM80 11H77V13H81ZM191 11V12H190ZM23 12V13H22ZM201 12H202V14H203V12L205 13L204 15H202L201 14ZM208 12V13H207ZM14 15H13V14ZM19 13V14H18ZM21 13V14H20ZM57 14L56 16H54L55 14ZM98 13H99V15H98ZM195 13V14H194ZM12 16H11V15ZM16 14H18L19 15V17H20V15H23V14H29V16H31L30 17V19L29 20H31L30 22H33V21H37L36 23H39V26L41 27L40 29V31H38V29H39V26H38V24H36V26H37V28H36V26L35 27H32V25L31 24H29L27 21H29L28 20V18H29V16L27 15H23V16H21V18L20 19H18V20H15V17L16 16H18V15H16ZM53 14V15H52ZM67 14V15H66ZM69 14V15H70ZM100 14H101V16H100ZM199 14V15H198ZM39 15V16H38ZM49 15H50V17H49ZM66 15V16H65ZM68 15V16H69ZM198 15V16H197ZM3 16H5L4 18H8V17H10L11 19H13V20H11L10 18H8V19H10V21L7 19H5L4 20V18H3ZM36 16V17H35ZM44 16H46V17H48V18H50L49 20H48V18H46V19H44L43 20V18H44ZM62 16H63V19H62ZM23 17L25 18V19H23ZM38 17V18H37ZM40 17V18H39ZM43 17V18H42ZM56 17V18H55ZM61 17V18H60ZM64 17H66V18H64ZM31 18H33V19H31ZM52 18H55V22L53 23L52 21H51V19ZM59 18L60 19H62V20H64L63 22H62V20L60 21L59 20ZM201 19L200 21H199V19ZM235 17H233V20H236V19H234ZM16 19H17V17H16ZM35 19V20H34ZM42 19V20H41ZM59 20L58 22H57V20ZM66 19V20H65ZM22 21L21 23L22 24H24V25H22L24 28L26 27V25L28 24L29 25V27L27 26V28H25V31H24V28L22 27L21 28V25H19L20 23L18 22V21ZM25 20V21H24ZM27 20V21H26ZM33 20V21H32ZM49 22H48V21ZM109 20V21H110ZM1 21H3L4 23H7V22H10L9 24L7 23V24H4L3 22H1ZM11 21H12V23H11ZM15 21H17V22H15ZM44 21V22H43ZM45 21H46V23H48L47 25L45 24ZM66 21V22H65ZM186 21V23H188ZM14 22V23H13ZM35 22H34V25H35ZM42 22V23H41ZM50 22L52 23V24H50ZM65 22V23H64ZM223 22V23H222ZM15 23L17 24V26L15 25ZM55 23H57L56 25H55ZM114 23H115V21H114ZM218 23H219V25H220V28H219V25H218ZM11 24V27L12 28H14V29H12V28H10V25ZM54 24V25H53ZM212 24V23H211ZM19 25V26H18ZM33 25V26H34ZM42 25V26H41ZM46 25V27L48 26L49 28H46L45 30H43V28H44V26ZM53 26V27H52ZM218 26V28H216ZM240 26V27H239ZM6 27V28H5ZM7 27H8V29H9V32H11L10 30H13V31H16V32H11V33H9L7 30ZM55 27V28H54ZM68 27V28H67ZM77 27V28H76ZM75 27V29H74V36H75V38H76V46L78 45V44H80L81 45V43H82V41H80V40H83V37L81 36V35H79L80 34V30H79V27L78 26H76ZM212 27L213 28H216V29H212ZM222 27V28H221ZM31 28H32V30H31ZM34 28V29H33ZM2 29H4V30H6V31H3ZM17 29H19V30H17ZM20 29H22V30H20ZM50 29H52V32H50L49 30ZM209 29V30H208ZM3 32H2V31ZM30 30V31H29ZM54 30H55V32H54ZM68 30V31H67ZM79 30V31H78ZM215 30V31H214ZM249 30V31H248ZM18 31H22L20 34H22V33H24V32H26V33H24L23 35H19L18 34ZM24 31V32H23ZM32 31V32H31ZM34 31V32H33ZM38 31V32H37ZM6 32V33H5ZM28 32V33H27ZM35 32H37L36 34H34ZM40 32H41V34H40ZM46 32V33H45ZM67 32V33H66ZM77 32V33H76ZM217 32V33H216ZM7 33H8V35H7ZM15 33H17V34H15ZM31 33V34H30ZM39 33V34H38ZM206 33V34H205ZM207 33H209V34H207ZM210 33L212 34L213 33V35H211L210 36ZM244 33H246L245 35H244ZM5 34V35H4ZM10 34V35H9ZM14 35V38L16 37L17 38V40L18 41H20L21 39H23V37H26V39H27V37H31L32 36V34H34V35H36V38L39 40H37V44L35 43V44H30V46H28L29 45V43H27L28 42V39H27V42H26V40L25 39H23V40H25V41H20L21 43H24V45L26 44L27 46L25 47H21L23 44H21V46L19 45L20 43L18 42V41H16L14 38H13V36L12 35ZM29 34H30V36H29ZM47 34H48V36L51 38H48V36H47ZM58 34V35H57ZM201 34V35H200ZM205 34V36H202V35H204ZM19 36V39H18V37L17 36ZM28 35V36H27ZM33 35V36H34ZM37 35H39V36H37ZM41 35H43V37L41 36ZM53 35V36H52ZM57 36V38L55 37V36ZM207 35H209V36H207ZM6 36H8V38H11L10 39V41L8 40V38L6 37ZM10 36V37H9ZM12 36V37H11ZM20 36H23L22 38L20 37ZM47 36V37H46ZM5 37V38H4ZM40 37H41V39H42V41H41V39H40ZM46 37V39H43V38H45ZM78 37V38H77ZM81 39H80V38ZM197 37V38H196ZM48 38V39H47ZM59 38V39H58ZM202 40H201V39ZM55 40L56 39V41H53V40ZM11 40H13L12 41V43H11ZM47 40V42H45ZM53 42H52V41ZM58 40V41H57ZM60 40H62V42L60 41ZM41 41V42H40ZM44 41V42H43ZM51 41V42H50ZM77 41H79V42H77ZM38 42L40 43V44H38ZM59 42V43H58ZM65 42V43H64ZM15 43V44H14ZM19 43V44H18ZM41 43H42V45H41ZM45 43V44H44ZM49 43H52V45H50V47H49ZM78 43V44H77ZM146 42H144V43H142L140 46H144V44H145ZM13 44V45H12ZM47 44V45H46ZM53 44H56V45H54L53 46ZM67 44H68V46L70 45V47H68L67 46ZM75 44H74V46H75ZM16 46L15 48L13 47L12 48V46ZM37 47V48H35V46ZM37 45H39V46H37ZM41 45V46H40ZM57 45L59 46V47H61L60 48V50H64L63 52L61 51H59V50H57V49H54V47H57ZM80 45H78L76 48H77V50H75L76 52L77 51H79V53H81L80 52ZM2 46V47H1ZM31 46H33V47H31ZM43 46V47H42ZM47 46V47H46ZM66 46V47H65ZM3 47L5 48V49H8V51L7 50H5V49H3ZM19 47H21L23 50H19ZM28 47V48H27ZM42 47V48H41ZM45 47V48H44ZM59 47H57V48H59ZM65 47V48H64ZM17 48V49H16ZM26 48L29 50V51H31V52H29L28 50L26 51ZM42 49V50H40V49ZM43 48H44V50H43ZM66 48H68L67 49V51H66ZM71 48V49H70ZM79 48V49H78ZM3 49V50H2ZM10 49H12L13 51H11ZM16 49V50H15ZM35 49H36V51H39V53L41 52V53H43V51L44 52H46L47 54H48V52L49 53H51L50 55L48 54V55H46V56H40L39 55V53L38 52H36L35 51ZM48 49V50H47ZM51 49L53 50H55L54 52L55 53H53V51L51 52ZM69 49L72 51H69ZM57 50V51H56ZM7 51V52H6ZM14 51H17L16 53L14 52ZM69 51V52H68ZM185 51V50H184ZM13 52V53H12ZM23 52L25 53V56L28 58V54H30V53H34V52H36L37 53V55L36 56H40V58H38V57H36L35 56V54H30L29 56H31L30 58H28V60H26V59H24V57H22V56H24V54H23ZM28 54H27V53ZM60 53L59 55L62 57V58H60L59 59V57H57L58 56V54H56V53ZM64 52H65V54H66V57L67 58H65V54H64ZM20 53H22L23 55L22 56H20V59L21 58H23L25 61V65H28V66H24V67H26L27 68V70H25L24 69V67H22L24 64H22V62H23V60H21L22 62H20V61H16L15 62V60L16 59H18V60H20L18 57H17V55H19ZM40 53V54H41ZM45 53V54H46ZM70 53V54H69ZM187 53V54H186ZM203 53V54H202ZM9 54H7V55H9ZM27 54V55H26ZM44 54V55H45ZM52 54H53V56H52ZM6 55V56H7ZM21 55V54H20ZM55 55H57V56H55ZM5 56V57H6ZM52 57V59H54L53 57H55L56 59L58 58V60L60 61L59 63L60 64H56L57 65V67H55L56 65H55V63H58V61H56L55 59H54V61L52 62V59L50 58V57ZM64 56V57H63ZM81 56V55H80ZM0 57V58H1ZM17 57V58H16ZM32 57H35L36 59L38 58L39 60H37L39 63H41V61L43 62H45L46 63V61H49L48 62V64L52 67V70H50L49 69V71H46L47 70V67H46V69L44 68L45 67V63L43 64L44 65V67H43V65L42 66H40L41 64H39V63H35V62H37L36 60L34 61H32ZM42 57H44L45 59H46V57H47V59H48V57L50 58V59H48V60H44V59H42ZM70 57V60L68 59ZM35 58H33V59H35ZM11 61H9V60ZM15 59V60H14ZM61 59L62 60H64V61H61ZM5 60H6V62H5ZM10 62V63H8V61ZM13 60V61H12ZM67 60H69V61H67ZM28 61H31V62H29L28 64H26ZM165 61V62H164ZM20 62V63H19ZM55 62V63H54ZM167 62V63H166ZM14 63H16L17 64V66H19V64H22V65H20V67H18L20 70L18 71V70H16V69H18L17 68V66L14 68L12 65ZM53 63H54V65H53ZM179 63H180V65H179ZM12 64V65H11ZM33 64H35V66H34V68H32L33 67ZM67 64H64V66L65 65H67ZM7 65H9V66H12L14 69H15V71H17V72H15L16 74H13L12 75V73H14V69L12 68V69H10L11 67H9V66H7ZM15 65V64H14ZM32 65V66H31ZM47 65V64H46ZM72 65H74V64H71V65H67V66H65V67H67L66 69H68L69 71H72V67H74V66H72ZM79 64H77V66H78ZM30 66V67H29ZM37 66L40 68V67H42V69L40 68V70H39V68H38V70L36 69L37 68ZM50 66H48V67H50ZM55 68H54V67ZM68 66H72L71 68L72 69H69L70 67H68ZM76 66V67H77ZM153 66V67H152ZM163 66V67H162ZM9 67V68H8ZM76 67H74L75 69H74V71L76 72V74L78 73V68H79V66H78V68H76ZM21 68H22V70H21ZM153 68V69H152ZM163 68V69H162ZM6 69V70H5ZM28 69L30 70V69H32V70H34L35 71V73H27L26 71H28ZM44 69H45V71H44ZM63 69H65V68H63ZM65 69V71H64V75H65V73L67 74V72H68V75H69V73L70 74H74L75 75V73L73 72H69V71H67ZM156 69V70H155ZM36 70H37V72H36ZM55 71V73L57 74H60V75H56L55 73H53L54 75H51V76H53L54 78H55V75L57 76V79L58 80H56L57 82H59V80L61 81V82H59V85L65 80V81H67V82H63V84L60 86L61 87V89H59L58 87H55V86H59L57 83H55L54 85H53V83L54 82H56L55 81V79L54 78H52V79H50L51 77L49 76L50 74H52V71ZM152 70H153V72L154 73H151V75H150V72H152ZM13 71V72H12ZM43 71V72H42ZM53 71V72H54ZM10 72H12L11 73V75H12V77H15V78H17L18 79V83L19 84H21V85H16V82L14 81L15 80V78H11L10 77V75L8 74V73H10ZM19 72H20V74H19ZM41 72V73H40ZM51 72V73H50ZM61 72V73H60ZM120 71L118 70V73H119ZM156 72V73H155ZM39 73L41 74V75H39ZM47 73V74H46ZM23 75V77H24V75H26V76H28L29 77V81L30 80H32V78H33V76L35 77V75H37L36 77L38 78V80H39V78L41 77V78H44L45 80H48V82H46L45 80H43V81H45V82H40L41 81V78H40V80L39 81H37V78L35 79V82L33 83V82H29L28 81V79H26V77H24V79H23V77H22V75ZM62 74V75H63ZM6 75H8V76H6ZM19 75V76H18ZM31 77H30V76ZM33 75V76H32ZM5 76H6V78H5ZM18 76V77H17ZM40 76V77H39ZM44 76V77H43ZM67 76V75H66ZM262 76V77H261ZM22 79H21V78ZM27 77V78H28ZM69 77V76H68ZM67 77V78H68ZM71 77V76H70ZM148 77V78H149ZM9 78V79H8ZM10 78H11V80L13 79V82L12 81H9L10 80ZM31 78V79H30ZM66 78V77H65ZM8 79V80H7ZM16 79V80H17ZM25 79L28 81V83L29 84H33V86L35 85V83H36V85H37V83H38V85L39 84H41V86H36L35 85V88H33L31 85H29V87L31 88V89H33V90H31L28 86H26V87H28L26 90L25 89H21L20 90V86H24V85H28L27 83H24V81H25ZM54 79V81H52ZM69 79V78H68ZM6 80V81H5ZM234 80V81H233ZM7 81L9 82V83H11V85L9 86V83H7ZM26 81V82H27ZM33 81H34V79H33ZM69 81H70V79H69ZM117 81V82H116ZM115 81V83H114V86H115V88H114V86H113V90H114V100L112 101V103H111V98H110V95H109V93H107L108 92V89H106V97L105 98H107V100L109 101H107L105 98V102H104V104H106L105 106L107 107V109H108V111L111 113V115H110V113L106 110V112H104V114H103V117L102 118H106V119H108L110 116L112 117H110L109 118V120H110V122L109 121H107V123H106V126L108 127V125H110L109 127L110 128H107L109 131L110 130H112V131H110L111 132V134L113 135V139H114V141H119V142H121L122 141V144L125 142L127 145H131L130 146V149L131 150H133L134 152H136L137 154H139V155H142L141 153H142V146L140 145L141 144V141L139 140V138L137 137V135L135 134V133H132V129L127 125V123H124L125 122V120H124V115H123V110H122V107H121V100H123V99H121V98H123V97H125L124 95H125V91H124V88H122V87H119V84H118V79ZM6 82V83H5ZM15 82V83H14ZM206 82V83H205ZM4 83V84H3ZM42 83L44 84V85H42ZM204 85H206V86H203V84ZM0 84V85H1ZM6 84H8V88H7V85ZM45 84H46V86H45ZM47 84H48V86L50 87H47ZM118 84V85H117ZM208 84H209V86H208ZM6 85V86H5ZM16 85V88H19L18 89V91H15V89L13 88L14 86ZM53 85V86H52ZM22 86V87H23ZM43 86V87H42ZM62 86H66V88H64L63 87V89H62ZM5 87L7 88V90L8 91H10V88L13 90L14 89V93L13 92H10V93H12V95L14 96H12V98H11V96H10V94L6 97V95H7V93L6 94H2V90H4L5 89ZM10 87V88H9ZM25 86H24V88H26ZM42 87V89L43 88H46V92H48V90L50 91L48 94L46 93V92H44V89L42 90L41 89V92L43 93L44 92V94H42L39 90H40V88ZM51 87H53V88H51ZM226 87V88H225ZM1 88H3V89H1ZM36 88H38V90L36 89ZM56 88H58V90L61 92V90H62V93L63 94H60V92L58 93L59 94V96H58V94H57V92H58V90H56ZM116 88L118 89L117 90V93H116ZM209 88V89H208ZM222 88H223V90L224 91H222ZM35 89H36V91H35ZM55 89V90H54ZM69 89V88H68ZM121 89V90H120ZM213 89V90H212ZM7 90H4V91H6V92H8ZM11 90V91H12ZM17 90V89H16ZM19 90H20V92L23 90V92L25 91V93H23L22 92V94H24V96H25V94L26 93H28V98H29V100H31L32 98H30V97H33V100L32 101H34V102H36L37 101V99L38 98H41V102H45V104L46 105H43V106H41V108H43L44 109V112H45V114L44 113H42L43 111H41L42 109L40 108V105L38 106V105H36V103H39L40 101H37L36 103H34L33 104V102L31 101V103L33 104V106L31 107V106H29V104H30V102H28L29 104L27 105L26 103H27V101H29L28 100V98H27V96H25L26 98L24 99V96L23 95H20L19 93H17V92H19ZM63 90H64V92H65V94L66 95H64V92H63ZM122 90H123V92H122ZM29 91H31V93H29ZM33 91V92H32ZM51 91H53L55 94H56V96H55V94L53 95V92L51 93ZM118 91H120V92H122V93H120V92H118ZM185 91V92H184ZM188 91V92H187ZM17 93V95H16V99H14L12 102H13V104H17L18 103V105L20 106V107H22L21 105H22V102L23 101H21V98L24 100V102H25V104H23V106L25 107V109H24V107L23 108H21V109H23L22 111V113H21V115L20 116H23V118L22 119H24V117H25V120H22V121H20L19 119H16L15 117L16 116H14V115H17V118H19L18 117V113L20 114V112H21V110H20V107L19 106H17V107H19V112L16 114V112L15 111H17V108L15 109V105L14 106H12L15 110H12L13 108L11 107L10 108V104L12 103V102H10L9 100H12L13 98H15V94ZM40 92V93H39ZM76 92L77 91H75V94H76ZM138 92V91H137ZM223 92H225V93H223ZM80 93V92H79ZM139 93V92H138ZM137 93V94H138ZM146 93V92H145ZM18 94H19V96H18ZM31 94L32 95H34L35 96V98H34V96H31ZM39 94H41V95H39ZM219 94V95H218ZM3 95H5V97L3 96ZM60 95H64L65 97H62V99L63 98H66V99H63L65 102H63V100L61 99V98H59V97H61ZM80 96V94H76V97H75V100L76 101H78L79 100V103L78 104H80V99L81 98H79V96ZM141 97H143L142 96V94H139ZM144 95V94H143ZM18 96V97H17ZM21 96V97H20ZM23 96V97H22ZM30 96V97H29ZM49 96V97H48ZM55 98H57V99H55ZM82 96V95H81ZM120 96H122V97H119ZM136 96H138V95H136ZM145 96V95H144ZM203 96V97H202ZM220 96H222V97H220ZM0 97V99H2ZM8 97L9 98H11V99H8ZM44 97V98H43ZM50 98L49 99V101L47 100L48 98ZM133 97H135V96H133ZM132 97V98H133ZM139 97V96H138ZM137 97V98H138ZM209 97V98H208ZM221 98V99H219V98ZM20 98V101H18L17 99H19ZM47 98V99H46ZM52 98H54L55 100H53ZM119 98V99H118ZM27 99V100H26ZM78 99V100H77ZM116 99V100H115ZM121 99V100H120ZM134 99V101H135V98H133ZM139 99H141V98H139ZM144 99V100H143ZM204 99V100H203ZM17 102H16V101ZM36 100V101H35ZM40 100V99H39ZM43 100V101H42ZM47 100V101H46ZM58 100V101H57ZM60 100H61V102H63V104H62V106H61V104H60V107H59V105L57 106L59 109L60 108H63V105H65L67 102V104L64 106L65 108H63V110H58V112H59V117H60V120L62 121V120H65V124L66 125H64L62 122H64V121H62L61 123H62V125H61V123H59L60 122V120H58L59 118H58V115L56 114V116H55V111H56V113H58L57 112V110L55 109V108H57V107H55V108H52V107H54V104L56 105L57 103L56 102H60ZM142 100L144 101V104H145V102H148V103H151V102H149L148 101V99L146 98V96L145 97H143L142 98ZM52 101V102H51ZM54 101V102H53ZM56 101V102H55ZM121 101V102H120ZM133 100H132V102H134ZM143 101H141V102H143ZM10 102V103H9ZM16 102V103H15ZM20 102V103H19ZM40 102V103H41ZM43 102V103H44ZM107 102V103H106ZM136 104H139L140 102H139V100L138 99H136ZM139 102V103H138ZM224 102V103H223ZM42 103V104H43ZM113 103H114V105H113ZM220 103H223V104H220ZM1 104H0V108H2L1 107ZM51 104V105H50ZM77 104V103H76ZM109 104V105H108ZM116 104H117V106H116ZM119 104V105H118ZM132 104V103H131ZM136 104H134V105H132L131 106V110H134L135 111V113L137 114V116L138 117H140L141 119L139 120L138 119V121H142V122H144L145 124L142 126V122H137L136 123V125L134 126V127H138V126H141L144 130H146L145 132L146 133H148V134H146L143 130H142V128L139 130L140 131V133H142V132H144V134H145V136L148 138V139H150V141L152 140V141H154L153 143L155 144V145H158V146H160L161 144H166V143H172V141H177L178 140V138H180V133H179V131L178 130H182L183 132L182 133H184L185 131H187V129L185 130V128L184 127H186V125H187V127L189 128H191V125H192V123L194 122L193 121V117H191L192 116V114H188V112L186 113V114H184V117L183 118H185L184 120L182 119H180L181 120V123L180 122H173V121H176V120H168L169 122H168V124L166 123V124H164V125H166L165 126V130L166 131H163L164 130V127L163 126H154L156 129H158V130H156V131H158V132H156L155 131V128H153V126H151L152 124H151V122L150 121H148V123H147V121L146 120H150L151 119V117L149 118V117H147V115H150L151 114V110H152V105L151 106H149L151 109L149 110V108L148 109H143V110H148V114H147V112L145 111V113H146V118H145V116H144V113H142V112H139L141 109H140V105H139V107H137V106H135ZM143 104V103H142ZM153 104V103H152ZM149 105V104H148ZM36 106H38V108H40V109H37V110H35V108H37ZM47 106V107H46ZM78 106V105H77ZM109 106V107H108ZM113 106H115V107H112ZM120 106V107H119ZM143 106V105H142ZM29 108V110H28V108ZM51 107V108H50ZM111 107V108H110ZM134 109H133V108ZM136 107L138 108V110L139 111H137V109H136ZM144 107H147V103H146V106L144 105L143 106V108ZM220 107V108H219ZM223 109H222V108ZM26 108H27V110H26ZM57 108V109H58ZM121 108V109H120ZM49 109V110H48ZM76 110H75V112L77 113L78 111V113H77V115H76V117L78 116V114H79V116L78 117H82V118H84L82 115V112L84 113V111L82 110L81 112H80V110L82 109L80 106H79V108H75ZM79 109V110H78ZM117 111H115V110ZM118 109H120V111L118 110ZM8 110H10V111H8ZM13 112H12V111ZM24 110H25V112H24ZM38 110H40V114H43L42 116L39 114V113H37L36 111H38ZM52 110H54L53 112H54V115H53V113H52ZM114 110V111H113ZM130 110V111H131ZM179 110V109H178ZM4 111V112H3ZM36 112L35 114H34V117H32L33 116V114L31 113L30 114V112ZM49 111V112H48ZM51 111V112H50ZM122 111V112H121ZM13 114V117H12V115L10 114ZM26 112L27 113H29V114H27L26 116L25 115H23L24 113L26 114ZM62 112V114L64 115V116H62L60 113ZM88 112H90V110L89 111H87V113L85 112L84 113V115L85 114H88ZM94 112H96V111H94V110H92L91 112H90V114L89 115H86L87 117H88V119L89 118H91V120H93L94 122L93 123H95V122H97L100 118H99V114H97V113H94ZM113 112H116V113H114L113 114ZM121 113V115H117V113ZM132 112V111H131ZM48 113V114H47ZM91 113H93V116H91L92 114ZM106 113H108L109 114V116H107L106 115ZM118 113V114H119ZM183 113H185V112H183ZM182 112H181V114H183ZM7 114H9V115H7ZM97 114V116H98V119H96L95 120V115ZM112 114L114 115V116H116V117H114V116H112ZM135 114V115H136ZM142 114V115H141ZM4 115H6V117L4 116ZM11 115V120H10V118H9V116ZM31 116L30 117V119H32V121L30 120V119H28L29 117L28 116ZM39 117V115L41 116V120H43V123L45 124H43L44 125V127H43V125H42V123H40V119L37 117V116ZM139 115H141V116H139ZM3 116V117H2ZM54 118H53V117ZM86 116H85V118H86ZM96 116V117H97ZM104 116H106V117H104ZM123 116V117H122ZM144 116V118L142 119V117ZM183 116V115H182ZM189 116V117H188ZM221 118H220V117ZM42 117L44 118V119H42ZM56 117H57V122L59 123L58 124V126L59 127H57V122L56 121H54V119H56ZM108 117V118H107ZM113 117H114V120H113ZM118 117H120V119L121 118H123V119H118ZM131 117L132 118H130V116H129V118H130V120H131V122H133L132 121V119H134V118H136V116H134V114H133V112H132V115H131ZM186 117L188 118V119H186ZM191 117V118H190ZM218 117V118H217ZM2 118H4V119H6L7 121L8 120H10V121H8L7 123L6 122H3L4 121V119H3V121L1 122V120H2ZM12 118H14L15 120V122L13 121V119ZM36 118V119H35ZM37 118H38V120H37ZM47 118V119H46ZM66 118H67V116H66ZM81 118V119H82ZM85 118H84V120H85ZM101 118V119H102ZM115 118H117V122H116V120H115ZM213 118V119H212ZM238 119V122L236 121ZM246 119V120H245ZM5 120V121H6ZM36 120H37V124L38 125H36L37 126V128H35V127H33V126H35L34 124H35V122H36ZM112 120V121H111ZM120 120V121H119ZM124 120V121H123ZM152 120H153V118H152ZM185 120H188L187 121V124L185 123L186 121ZM239 120H241V122L239 121ZM18 121V124H20V122H21V126H19V125H17V124H13V123H16ZM20 121V122H19ZM23 121H24V123L25 124H27V128L29 127L30 128V130H28V131H25V133L26 132H28L29 133V131L31 132V134L32 133H34V136H35V134H36V132H37V134L38 135H36V137H35V141H37L39 138L41 139V141L39 142V141H37V143L33 140L34 139V137L33 138H29V140L30 141H34L33 143L31 142L30 143V141L28 140V139H26L25 140V143H24V137H26V135H25V133L23 132V129H24V127L23 126H25V124L23 123ZM114 121V122H113ZM121 121H122V124H120L121 123ZM134 121H137V118H136V120L134 119ZM173 122V123H171V122ZM179 121V120H178ZM184 121V122H183ZM193 121V122H192ZM9 122H10V124H9ZM33 123V126H32V124H30V123ZM42 122V121H41ZM112 122V126H113V128L114 129H112L111 127V124H109V123H111ZM208 122V123H207ZM3 125H2V124ZM46 123H47V125L48 124H50L51 126H50V129H49V125L48 126H46ZM124 123V124H123ZM141 125H140V124ZM148 125H150V131H149V129H148V127L145 129V127L146 126H148ZM152 123H153V121H152ZM179 123V125H177ZM188 123H190V125H188ZM237 123V124H236ZM22 124H24L23 126H22ZM52 124H54L55 126H53ZM114 124V125H113ZM135 124V123H134ZM133 124V125H134ZM172 126H171V125ZM174 124V125H173ZM176 124V125H175ZM231 124V125H230ZM40 125H42V126H40ZM65 127H64V126ZM95 125V124H94ZM96 125H97V123H96ZM95 125V126H96ZM127 125V126H126ZM170 125V126H169ZM7 126V127H6ZM31 126V127H30ZM53 126V127H52ZM98 126V125H97ZM115 126V127H114ZM124 126V127H123ZM126 126V127H125ZM168 126H169V128H168ZM177 128H176V127ZM222 127V126H225L226 127V129H225V131H224V134L222 135V134H219V135H217L218 133H220V130L221 129H219V127ZM20 127H21V130H20ZM39 127L41 128V130L39 129ZM43 127V128H42ZM152 127V128H151ZM174 127V128H173ZM178 127H180V128H178ZM186 127V128H187ZM216 127V128H215ZM220 127V128H221ZM7 128V129H6ZM26 128V129H27ZM95 128H97V127H95ZM94 128V129H95ZM126 128V129H125ZM130 128V129H129ZM139 128V127H138ZM138 128L136 129L137 131H138ZM163 128V129H162ZM178 129V130H176V129ZM182 128V129H181ZM183 128H184V130H183ZM26 129H24V130H26ZM33 129V130H32ZM37 129H39V130H37ZM54 129V130H53ZM58 129V130H57ZM69 131H68V130ZM128 129H129V131H128ZM151 129H153V131H151ZM217 129H219V130H217ZM15 130V131H14ZM34 131V132H32V131ZM48 130H51V132H53L54 133V135L52 134V133H50V131L48 132ZM159 130H161V132L159 131ZM174 130V131H173ZM43 132L44 133V136L45 137H40L41 136V132ZM67 131V135H66V132ZM116 131V132H115ZM152 133V134H154V135H157L156 136V138H155V140H154V135H152V136H154V137H152L151 136V134L149 133ZM177 131V132H176ZM40 132V133H39ZM63 132V133H62ZM131 132V133H130ZM173 132V133H172ZM46 133V134H45ZM58 133V134H57ZM116 133V134H115ZM165 133H167V134H165ZM176 133H179L178 135L176 134ZM181 133V137L183 136V134ZM24 134V136H22ZM30 134V133H29ZM28 134V135H29ZM31 134H30V136H28V137H31ZM63 134H65V137L63 136L62 137V135ZM119 134V135H118ZM160 134L161 135H163L162 137L160 136ZM40 135V136H39ZM51 135V137H49ZM56 135H58V136H56ZM90 135H91V137H90ZM116 135V136H115ZM118 135V136H117ZM136 135V136H135ZM37 136H38V138H37ZM54 136V137H53ZM59 136H61V138L63 139H59L60 137ZM114 136H115V138H114ZM122 136L124 137V138H122ZM178 136V137H177ZM27 137V138H28ZM59 137V138H58ZM119 137H121L123 140H121V139H119V140H117V138H119ZM128 137V138H127ZM135 137V138H134ZM160 137L162 138L161 139V143L160 142H158L159 140H160ZM46 138V139H45ZM53 138H54V140L57 138V140H55V141H53ZM66 140H65V139ZM158 138H159V140H158ZM163 138H164V140L166 141V142H164V140H163ZM20 141H19V140ZM23 139V140H22ZM80 139V140H79ZM82 139V140H81ZM97 139V140H96ZM10 140H12L11 142H13V143H15L14 141H16V140H18V141H16V143L15 144H13V143H11L10 142ZM27 140H28V142H27ZM92 140L93 141H95V143H100V141H99V139L98 138H93L92 137ZM121 140V141H120ZM180 140V139H179ZM206 140H207V138H203V141H205L206 142ZM22 141H23V143L24 144H26L25 146H22L21 144H23L22 143ZM43 141H44V144L45 145H47V143H49V141H50V143H51V145L52 146H56L57 144H58V147L56 146V148H52V146H51V150L49 151H47L46 152V154H45V157H46V155L47 156H51V154H52V156L50 157L51 159H52V157L54 156L55 157V155L56 156H59V155H61V156H59V157H55V159L53 160H50V158H46V159H49L48 161L50 162V164H51V162H53L54 163V167H53V163L51 164V166L53 167V168H51L50 169V171H48V169L51 167V166H49L48 167V163L49 162H47V160H45V162H44V164H43V166H41L42 164H38V163H40V156H39V153H40V148H42V146H44V144H43ZM67 141V142H66ZM78 141V142H77ZM80 141V142H79ZM99 141V142H98ZM111 141V140H110ZM136 141V142H135ZM151 141V142H152ZM220 141H222L223 142V145L226 147V153L229 155V157H230V159L233 161L232 163H236V164H238L244 171H245V173H246V175H248V177L250 178V179H248V180H250L251 182H248L249 184H248V186H250V187H246V186H244L243 187V184L242 183H240V182H234L233 180H231V178H235V176H234V170L236 171V170H238L237 168L236 169H234V167H231V166H229V165H227L225 168L226 169H224V171L221 173L220 172V170H221V165L219 164V161H221V159H222V157H223V154L219 151V149H218V142H220ZM4 142V143H3ZM13 144L14 146L12 147V149H10L11 148V144ZM18 142V143H17ZM131 142V143H130ZM164 142V143H163ZM8 143V144H7ZM34 143H36V144H39L38 146L40 147H36L35 145L36 144H34ZM69 143V144H68ZM102 143V142H101ZM124 143V144H125ZM32 144H34V145H32ZM67 144H68V146H67ZM125 144V146L127 147V148H129L127 145ZM16 145H18V146H20V147H18V146H16ZM27 145H29V146H27ZM80 145V146H79ZM171 145V144H170ZM6 146V147H5ZM8 146H10L9 148H8ZM28 147V150L30 149V151H28L27 150V148L25 149V147ZM134 146V148H131V147H133ZM61 147V148H60ZM138 149H137V148ZM23 148V149H22ZM57 148H60L59 150L57 149ZM54 149H56V150H54ZM78 149V150H77ZM33 150H36V151H34L33 153L34 154H30V155H33L32 157L31 156H29V155H27L28 153L27 152H31V151H33ZM58 150V151H57ZM71 150L73 151V152H71ZM77 150V151H76ZM138 152H137V151ZM141 150V151H140ZM205 150H206V152H205ZM3 151H4V149H3ZM56 151H57V153H56ZM60 151V153L61 154H59L58 152ZM62 151V152H61ZM69 151V152H68ZM203 151V152H202ZM2 152V151H1ZM1 152H0V154H1ZM7 152H9L8 154H7ZM23 152H26L25 154L26 155H24L23 154ZM38 152V153H37ZM49 152V153H48ZM51 152V153H50ZM52 152H54V153H52ZM67 152H68V154H67ZM201 152V153H200ZM50 154V155H49ZM54 154V155H53ZM77 154H79V153H77ZM201 154V155H200ZM203 154V155H202ZM8 155V156H7ZM144 155V154H143ZM142 155V156H143ZM16 156H20L19 158H17ZM71 156V157H70ZM142 156H140L141 158H142ZM31 157V158H30ZM10 158V157H9ZM23 159V160H20V159ZM30 158V159H29ZM33 158H35L36 159V163L38 164H36L34 161H33ZM29 159V160H28ZM32 159V161H30ZM37 160H39V161H37ZM57 160V161H56ZM69 160H71L72 162H70ZM21 161V162H20ZM54 161H56V162H54ZM66 161H68L69 162V165H67V167H69L70 166V168H69V171L66 169V164L68 163H66ZM17 162V163H16ZM33 162H34V164L35 165H37V167L36 166H34L33 165ZM47 162V164L48 165H46L45 163ZM73 162H74V164L75 165H73L72 166V168H71V165H70V163L71 164H73ZM76 162V163H75ZM145 162V161H144ZM143 162V163H144ZM15 163L16 164H18L19 165V168H18V165H15ZM25 163H26V165H25ZM27 163L28 164H31V165H29V167H28V165H27ZM57 163V164H56ZM142 163V165H144V168H143V166L141 165L140 167H139V169H141V168H143V169H141V170H145L146 172H148V173H150V170H151V166L150 165H148L147 163H145V164H143ZM192 165H191V164ZM194 163V164H193ZM196 164V165H195ZM21 165H25V166H21ZM40 165V166H39ZM45 165H46V167H47V170H45V171H43L44 169H46V167H45ZM61 165H64V167L63 166H60ZM79 165V166H78ZM16 166V167H15ZM27 166V169H24L25 167ZM30 166H31V169H30V172H29V168H30ZM35 168H34V167ZM76 166H78V167H75ZM145 166H147V168L145 167ZM12 167H14V168H12ZM22 167H24L23 169H22ZM41 167V168H40ZM45 167V168H44ZM58 167H59V169H63V171L65 172V173H63V171L61 172H59V169H58ZM220 167V168H219ZM231 168V169H228V168ZM34 168V169H33ZM37 168H39V169H42L41 171L39 170V169H37ZM58 169V171H57V169ZM13 169V170H12ZM52 169L55 171H52ZM72 171H71V170ZM186 169V168H185ZM16 170V171H15ZM20 170H21V172L23 173H21L20 172ZM22 170H24V171H22ZM38 170V171H37ZM190 170V171H191ZM13 171L15 172V173H13ZM33 171V172H32ZM70 173V172H72V173H70V174H68V172ZM152 171V170H151ZM188 171H189V169H188ZM189 171V172H190ZM219 171V172H218ZM227 171V172H226ZM43 172H44V174H43ZM48 172L49 173H51L52 172V174H54L55 173V178L57 177L56 176V174L60 177L62 174H63V176H64V174H65V178L61 181L60 179H59V177H58V179H59V181H58V179H54V175H52V174H48ZM54 172V173H53ZM79 171H77V173H78ZM142 172H144V171H140L139 173L140 174H142ZM226 174H225V173ZM233 172V173H232ZM12 173V174H11ZM27 173V174H26ZM39 173V174H38ZM41 173V174H40ZM46 173V174H45ZM60 173V174H59ZM75 173V174H74ZM145 173V172H144ZM218 173V174H217ZM219 173H221L222 175H221V177L219 178L218 176H215V175H219ZM229 173H230V175L232 176H230L229 175ZM18 174H20L19 176H18ZM22 174V175H21ZM31 174V175H30ZM34 174H36V175H34ZM50 175V176H48V175ZM68 174V175H67ZM78 174H80V173H78ZM77 174V175H78ZM12 175V176H11ZM33 175H34V177H39L37 180H34L33 178H31V177H33ZM42 175V176H41ZM224 175H226V177H224ZM7 176V177H8ZM23 176H25V177H23ZM53 176V177H52ZM63 176H61V179H62V177ZM222 176H223V178H222ZM228 176V177H227ZM27 177V178H26ZM40 177L42 178H44V180H43V178H42V181H38V180H41L40 179ZM216 177V178H215ZM9 178V177H8ZM9 178V179H10ZM19 179V181H18V179ZM28 178H30V179H28ZM54 180H53V179ZM24 179V180H23ZM27 179V180H26ZM31 179H33L34 180V182H33V180L31 181ZM47 179V180H46ZM200 179V180H199ZM202 179V180H201ZM220 179H224V180H220ZM30 182H29V181ZM46 180V181H45ZM49 180V181H48ZM230 180V181H229ZM235 180V179H234ZM47 181H48V183H47ZM221 181V182H220ZM232 181V182H231ZM253 181V182H252ZM34 183V184H32V183ZM60 182V183H59ZM43 183V184H42ZM44 183H45V185H44ZM48 185H47V184ZM54 183V184H53ZM206 183V184H205ZM220 183V184H219ZM240 183V184H239ZM253 183V184H252ZM19 184H21L22 186H20ZM43 185V186H41V185ZM50 184V185H49ZM60 184V185H59ZM239 184V185H238ZM252 184V185H251ZM27 185V186H26ZM206 185V186H205ZM209 185V186H208ZM217 185H218V187H217ZM39 186H41V187H39ZM46 186H47V188H46ZM211 186V187H210ZM39 187V188H38ZM21 188L24 190V191H22L21 190ZM41 191H40V190ZM220 189V190H219ZM50 190L48 191V193L50 192ZM20 191H22L23 193H20ZM40 191V192H39ZM45 192V191H44ZM240 192V193H239ZM238 193V194H237ZM23 194V195H22ZM40 194V195H39ZM239 194L241 195L242 194V196H243V198L241 199L240 198V196H239ZM25 195V196H24ZM22 196V197H21ZM237 196V197H236ZM251 196V197H250ZM213 197V196H212ZM20 198V199H19ZM22 198H24V199H22ZM98 199V201H100V202H96V200ZM96 199V200H95ZM24 200V201H23ZM237 200V201H236ZM244 200V202H245V200H246V202H247V205H246V203H243L242 201ZM23 201V202H22ZM93 202H88L87 203V206H88V208H89V210L90 211H92L95 215L96 214H98L96 217L95 216H93L94 214L93 213H91L90 214V211H88V213H85V216L87 215V217H88V219H89V221H88V223H91V224H94V223H98V225H101L100 223H99V221L97 220L99 217V219H101V221L103 222V220L104 219H102L103 217V209H101L102 208V204H101V200L99 199V197H96L95 196V198H93V200H92ZM232 202V203H231ZM249 202V203H248ZM22 205H21V204ZM96 203V204H95ZM101 204V205H98V204ZM234 203V204H233ZM89 204V205H88ZM231 204H233V205H231ZM243 204H245V206L243 205ZM239 205V206H238ZM241 205V206H240ZM250 205H251V207H250ZM255 205V206H254ZM20 206V207H19ZM249 206V207H248ZM254 206V207H253ZM19 207V208H18ZM91 207H92V209H91ZM93 207H95V208H93ZM97 207V208H96ZM238 207V208H237ZM259 207H262V210H260V215L258 216H255V217H251V219H250V217L248 218V215H250L251 213V211L252 212H254V211H256V209L257 208H259ZM88 208H87V210H88ZM103 208H105V206L103 205ZM236 210H235V209ZM247 208H251L250 210H247ZM97 209L99 210V211H97ZM101 209V210H100ZM106 209V208H105ZM254 209V210H253ZM95 210V211H94ZM109 210V209H108ZM233 210V211H232ZM216 211V212H215ZM97 212V213H96ZM106 212V211H105ZM104 212V213H105ZM213 215H214V217L218 220L219 218H221L222 216H223V214L222 213H220L221 215H219L218 214V210H214V212L212 211L211 212ZM217 213V214H216ZM223 213L225 214V211H223ZM99 214H101V216H99ZM106 214L107 215H110L108 218H106ZM227 214V213H226ZM233 214V215H232ZM237 214V217L238 218H240L241 216V220L240 219H238L236 216H234V215H236ZM245 214H246V217L247 218H245ZM263 214V215H262ZM105 215V222L106 223H108V224H111L112 222H114V219H115V217H116V214H110V211L108 212L107 211V213H105L104 214ZM113 215L115 216V217H113ZM212 215V216H213ZM219 215V216H218ZM228 215L226 216L228 219H229V217H230V215H229V217H228ZM99 216V217H98ZM233 216H234V218L236 219H238V221H237V219L235 220L234 218H233ZM95 217V218H94ZM98 217V218H97ZM102 217V218H101ZM224 217V216H223ZM97 218V219H96ZM112 218V222H111V219ZM227 218H224V220H226V221H224V222H226V224L227 225H229V220H227ZM91 219H92V222H91ZM94 219V220H93ZM95 219H96V221H95ZM247 219V220H246ZM107 220V221H106ZM248 220H251V221H248ZM111 223H110V222ZM70 222V221H69ZM65 223V224H63V225H60L58 228H60V229H56V231H55V236H57V238H58V240L57 241H60V238L62 237V234H60V232H62V231H64L65 230V228H66V226H67V228L66 229H68L69 230V232L71 233L72 231H76L77 230V228H76V226H77V224H75V226H74V224H72V221L70 222V223ZM101 222V223H102ZM73 223H75V222H73ZM76 223H78V222H76ZM222 223V226H225L224 225V223L223 222H221ZM221 223H220V225H221ZM70 224L71 225H73V226H70ZM102 224H104V222L102 223ZM230 224H231V222H230ZM90 225V224H89ZM97 224L96 225H90V226H93L94 228L95 227H97L98 226ZM235 225V224H234ZM233 225V226H234ZM238 225H236L234 228L235 229H237L238 227H239ZM70 229H69V228ZM72 228H73V230H72ZM94 228H92V230L94 229ZM240 228L238 229V230H240ZM59 230V232L58 233H56L57 231ZM91 230V231H92ZM67 231V230H66ZM63 233V237L62 238H64L65 239V242H67V243H69V245H70V249L71 250H73L72 248H73V246L71 245V243L72 242H78V241H76L75 240V238L73 237L74 236V234H75V236L78 238L77 240H80L81 242H78L77 243V246H79V247H77L76 246V243H75V248H74V251H75V249H81V243H83V241L80 239V237H78V236H80L78 233H75V232H73L72 234V238L70 237L71 236V234H69L68 235V231H67V234H66V232H65V234H64V232H62ZM248 235V238L246 237V235ZM59 234L61 235V236H59ZM242 234V235H241ZM256 234H260V235H258V236H260V243H261V245L259 246V242H258V240L259 239H257V237H256V241H254V244H256V242L258 243L256 246L253 244V246H251L250 244L252 243V239H254L255 237H253V236H255ZM88 235V234H87ZM249 235L251 236V237H253V238H251V241H248L249 242V245H248V243H247V239H249ZM54 235L52 236V240H50L49 242H54V237H55ZM92 236H93V234H92ZM92 236H91V238H92ZM241 236V237H240ZM247 238V239H246ZM262 238V239H261ZM64 239H61V241L60 242H58V243H56V245L58 246V245H60V243H63L64 241ZM70 240V242H69V240ZM88 240H90V239H88ZM93 240V239H92ZM250 240V239H249ZM91 241V240H90ZM95 242V238H94V240H93V242L91 241V244L89 245V242H88V244H86V247H85V249H83V251L85 250V251H88L87 249V247H89V253L88 252H85L84 251V253H83V255L85 254L86 255V257L88 258V260L86 259V257H83V255L80 257V259H78V260H82L83 259V263L85 264V262L86 263H90L89 262V259H90V257H88V255L89 256H91L92 257V252H91V248H96L95 250H96V253L95 254H101L102 253V246H100L101 244H100V242H98V240H97V242L96 243H94ZM243 242V243H242ZM87 243V242H86ZM99 243V244H98ZM236 243V244H237ZM80 244V245H79ZM94 244V245H93ZM214 244H216V243H214ZM236 244H234L235 246H237ZM96 245V246H95ZM217 245V244H216ZM215 245V246H216ZM231 245V244H230ZM230 245L228 244L227 245V247H225V248H227V249H232V247L230 248ZM57 246H55L56 248H57ZM94 246V247H93ZM98 246V247H97ZM220 246H222V245H220ZM229 246V247H228ZM240 246H239V248L237 249V247H235V249H237V250H239L240 249ZM77 247V248H76ZM119 247H121V246H119ZM217 248H222V247H219V246H216ZM224 247V246H223ZM251 247H253L252 248V250H251ZM55 248V249H56ZM59 248V247H58ZM57 248V249H58ZM87 248V249H86ZM97 248H98V250H100V251H98L97 252ZM117 248L118 247H111V251H116L117 250ZM234 249V248H233ZM71 250H69V252H68V254L70 253V254H72L73 252L71 251ZM251 250V251H250ZM78 251H80V250H78ZM248 251H249V253L251 252H253L252 254H254V256H252V254L250 255L249 253H248ZM60 253V251L58 252H56L55 254H59ZM64 253V252H63ZM67 253V252H66ZM68 254H66L67 256H69ZM88 254V255H87ZM92 254V255H91ZM117 254H119V252L117 253ZM63 255V254H62ZM256 255H257V253H256ZM120 256V255H119ZM55 257H57L58 258V255H55ZM83 257V258H82ZM255 257V258H256ZM86 260H85V259ZM59 259V258H58ZM96 259H98V257H96ZM65 260V259H64ZM85 260V261H84ZM157 260V262H154V261H156ZM249 259H243L241 262V264H243V263H246V264H248L247 262H250V261H248ZM61 261H63L62 259H61ZM146 261V260H145ZM151 261V262H150ZM150 261H148V262H150V263H152V264H169L167 261H165V260H160V259H155L154 261L153 260H150ZM159 261V262H158ZM160 261H162L161 263H160ZM246 261V262H245ZM79 262V261H78ZM82 262H80V263H82ZM166 262V263H165ZM252 262V261H251ZM250 262V263H251ZM104 263V262H103ZM106 263V262H105ZM138 263V262H137ZM137 263H134V264H137ZM73 264H79V263H77L76 261H74L73 262ZM261 264H262V262H261Z\"/></svg>",
    "mask_w": 264,
    "mask_h": 264
}]
</instances>
